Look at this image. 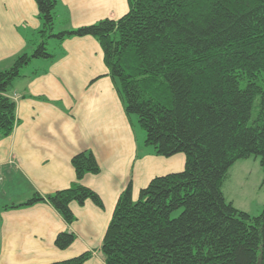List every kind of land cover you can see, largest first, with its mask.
Instances as JSON below:
<instances>
[{
    "label": "trees",
    "instance_id": "trees-1",
    "mask_svg": "<svg viewBox=\"0 0 264 264\" xmlns=\"http://www.w3.org/2000/svg\"><path fill=\"white\" fill-rule=\"evenodd\" d=\"M41 43L0 71V138L17 124L9 94L33 61H50L47 40L98 41L128 119L155 154L185 156L181 173L154 178L132 200L119 196L103 238L104 264H264V206L251 216L222 192L231 168L259 159L264 175V0H127L117 21L54 34L57 0H34ZM75 181L15 208L47 203L71 225V204L100 198L82 185L100 172L92 152L74 156ZM75 240L55 239L59 250ZM91 254L53 264H84Z\"/></svg>",
    "mask_w": 264,
    "mask_h": 264
},
{
    "label": "crops",
    "instance_id": "crops-1",
    "mask_svg": "<svg viewBox=\"0 0 264 264\" xmlns=\"http://www.w3.org/2000/svg\"><path fill=\"white\" fill-rule=\"evenodd\" d=\"M57 1L59 33L117 21L129 12L127 0ZM41 28L34 0H0V71L35 51ZM51 44L54 59L33 61L9 94L17 124L8 138H0V264H53L86 253L91 256L84 264H104L101 245L121 193L131 183L137 201L154 178L183 172L185 159L162 158L146 146L137 121L124 112L98 41L84 37ZM86 151L100 172L81 183L100 198L101 208L90 201L71 204V225L47 203L15 208L35 195L68 189L75 181L71 160ZM231 179L229 173L222 192L235 206L224 191ZM61 233L75 237L65 250L55 246Z\"/></svg>",
    "mask_w": 264,
    "mask_h": 264
},
{
    "label": "rangeland",
    "instance_id": "rangeland-1",
    "mask_svg": "<svg viewBox=\"0 0 264 264\" xmlns=\"http://www.w3.org/2000/svg\"><path fill=\"white\" fill-rule=\"evenodd\" d=\"M57 33L59 32L57 26L55 25L54 34ZM52 41V39L47 40L46 48L48 53L55 54L53 44H51ZM38 45L39 44L35 46L34 50L38 47ZM36 68H39V66H36ZM133 120L136 122V118H133ZM136 128L137 132L143 138L145 133L137 122ZM149 148L153 149L152 147ZM178 155L185 159L183 154H176V156ZM159 157L171 158L163 156ZM184 168L185 167L182 166L180 169L183 170ZM230 174L232 179L226 183V188L224 190L227 197L235 202V206L242 209V211L248 213L249 215H259L264 206V175L260 167L259 159H251L236 163L231 169Z\"/></svg>",
    "mask_w": 264,
    "mask_h": 264
}]
</instances>
